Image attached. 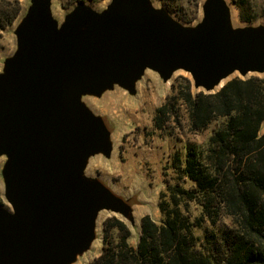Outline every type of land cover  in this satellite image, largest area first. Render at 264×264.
Here are the masks:
<instances>
[{
    "label": "water",
    "instance_id": "obj_1",
    "mask_svg": "<svg viewBox=\"0 0 264 264\" xmlns=\"http://www.w3.org/2000/svg\"><path fill=\"white\" fill-rule=\"evenodd\" d=\"M51 5L30 0L0 72L9 204H0V264L75 263L97 240L102 211L120 215L137 244V216L146 208L139 193L126 196L85 173L91 157L111 156L115 130L85 96L99 98L115 86L136 95L146 70L163 83L184 71L191 88L206 94L234 73H264V24L234 26L226 0H203L192 25L151 0H110L100 11L79 0L61 22Z\"/></svg>",
    "mask_w": 264,
    "mask_h": 264
},
{
    "label": "trees",
    "instance_id": "obj_2",
    "mask_svg": "<svg viewBox=\"0 0 264 264\" xmlns=\"http://www.w3.org/2000/svg\"><path fill=\"white\" fill-rule=\"evenodd\" d=\"M161 1L189 21L171 0ZM19 10L18 0H0V29ZM240 18L251 21L243 12ZM180 78L183 84L176 90L172 84L174 93L155 109L153 125L160 129L169 118L176 120L170 110L182 104L188 133L214 126L204 141L188 139L183 152L175 153L172 167L181 182L167 188V202L157 204L162 218L142 216L136 245L129 243L124 222L106 218L101 251L88 264H264V80L236 77L206 94L192 93L190 80ZM189 201L198 209L193 219L182 213L181 204ZM112 227L115 239L108 234Z\"/></svg>",
    "mask_w": 264,
    "mask_h": 264
},
{
    "label": "rangeland",
    "instance_id": "obj_3",
    "mask_svg": "<svg viewBox=\"0 0 264 264\" xmlns=\"http://www.w3.org/2000/svg\"><path fill=\"white\" fill-rule=\"evenodd\" d=\"M20 10L12 23L0 29V72L3 61L12 55L16 49V39L13 30L20 18L25 14L30 0H18ZM95 10H102L110 0H83ZM155 7L163 6L161 0H151ZM180 10L187 21V24L197 23L201 17V3L203 0H171ZM231 9L232 23L234 26L246 24H264V0H242L237 3L233 0H226ZM78 1L76 0H52L51 10L53 16L61 22ZM248 14L251 21H243L241 13ZM170 13L177 18V15L170 10ZM189 75L184 71L174 73L168 83H163L158 75L146 70L143 78L137 85L136 95H129L125 90L115 86L113 90L105 92L101 97L85 96L83 100L97 114L107 115L115 124V130L111 136L113 141V152L109 158L103 155H95L89 159L85 173L89 176H98L105 179L109 185L118 193L130 196L139 193L140 199L145 203L146 208L138 212V218L143 215H150L155 221L162 218L157 204L160 201L169 200L167 188L180 181L179 175L172 167L173 158L176 152H183V145L186 140L204 141L210 134L214 124L200 134H190L187 130V113L180 101L176 103L179 107L170 110L176 120L169 118L168 122L160 129L153 125L152 118L155 109L160 106L166 96L174 93L183 81L180 77ZM257 76L264 80L263 74L249 73L246 77ZM241 77L238 73L232 74L227 80ZM174 84V89H172ZM196 92L195 88H191ZM176 104V105H177ZM178 106V105H177ZM264 133V121L260 127L259 134ZM181 138V140L178 139ZM5 157H0V204L9 207L4 196V182L1 169ZM181 182V181H180ZM189 183L185 180L182 185L186 187ZM182 213L190 215V219L198 213V209L189 201L181 204ZM140 209V207H137ZM114 216L122 219L118 214L108 211L99 213L97 220L98 238L93 243L90 251L86 252L73 264H88L97 257L103 244V222L106 218ZM124 221V220H123ZM126 222V221H124ZM127 223V222H126ZM117 229L111 228L109 236L115 239ZM201 236V232L195 230ZM129 243L135 245L133 240Z\"/></svg>",
    "mask_w": 264,
    "mask_h": 264
}]
</instances>
